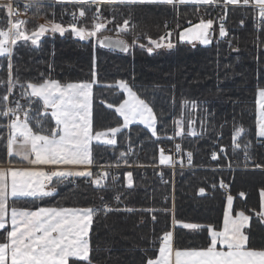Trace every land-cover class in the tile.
<instances>
[{
	"label": "trees",
	"instance_id": "1",
	"mask_svg": "<svg viewBox=\"0 0 264 264\" xmlns=\"http://www.w3.org/2000/svg\"><path fill=\"white\" fill-rule=\"evenodd\" d=\"M40 4V8H32L31 29L40 25L41 20L66 23L71 19V13L81 7L91 10L87 11L79 26L90 27L92 24L94 6L53 0H40ZM115 7L116 12L113 6L104 5L102 11L109 19L115 16L117 22L128 18L131 12L129 31L123 38L130 42L138 38L137 45H147L148 37L158 39L166 30L182 31L190 26L189 22L198 23L199 9H209L206 5L195 4ZM224 17L226 37L220 38L219 26L215 40L208 45L178 42L174 34L171 39L175 47L155 49L152 54L139 46L129 52L102 47L95 38L81 41L70 31L64 36L48 34L37 46L31 45L30 41L18 42L13 47L11 61L13 74L21 82H37L45 78L61 83L88 82L92 81L95 70L94 129L107 130L108 127L122 126L123 118L106 105L118 106L126 99V94L117 87L118 81L124 80L153 107L157 116V135L154 137L143 125L134 124L117 134L116 145H93L95 166L106 162L128 166L135 161L128 153L129 148L139 154L136 165L140 167L118 169L116 181L110 179L98 188L84 177L77 178L76 183L63 180L57 186L58 194L42 199H17L15 206L28 209L100 208L103 206L100 197H103V204L112 202L115 207L122 208L99 212L94 217L90 234L93 264H146L148 258L158 256L163 233L172 229L177 249H200L208 245L210 235L206 230L183 229L173 225V220L219 226L220 229L227 195L234 197L235 212L258 213L260 190L264 189V147L258 143L261 138L256 134V99L257 89L264 87V25L258 28V10L251 6L230 5ZM4 23L3 13H0V27ZM103 34L116 37V23H108ZM234 48L239 51H233ZM7 64L8 59L0 57V81L8 79ZM4 91L0 87V94ZM19 93L17 86L10 99L19 98ZM185 101L189 102L188 106ZM193 101L197 103L195 111L190 109ZM20 103L26 106L28 101L20 99ZM38 108L41 109L39 113ZM194 113L197 114L198 133L191 135L188 121L193 119ZM30 115L33 121L43 119L45 126H54V121L43 115L42 101L33 104ZM180 119L185 121V132L177 136L175 121ZM0 123L5 124L6 120L0 118ZM236 127L245 130L238 141L244 147L247 145L245 149L251 155L248 163L252 169L217 168L227 166V161L224 158L214 161L211 154L215 149L233 144ZM6 135L7 130L0 128V136ZM177 138L185 152L192 153L195 168L178 167L175 171L154 168L161 166V145H172ZM5 145L6 140H0V163L8 160ZM121 152L125 154L123 157ZM234 153L231 150L230 156L233 157ZM235 155L241 156L242 153ZM256 164L262 167L256 168ZM128 173L132 174V187L128 186ZM221 181L230 184L229 192L221 188ZM201 188L205 189L204 195L199 192ZM241 192L243 197L239 195ZM117 196H120L121 203L114 202ZM251 236L253 247L264 246V226L255 220L251 223Z\"/></svg>",
	"mask_w": 264,
	"mask_h": 264
},
{
	"label": "snow or ice",
	"instance_id": "2",
	"mask_svg": "<svg viewBox=\"0 0 264 264\" xmlns=\"http://www.w3.org/2000/svg\"><path fill=\"white\" fill-rule=\"evenodd\" d=\"M59 3H72L76 5L94 6L91 17V26H78L76 14L73 13V22L67 27L51 20L46 24L27 27L29 21L20 19L21 12L17 0H0V13H3L4 26L0 27V57L8 59V79L0 81V87L5 89L0 94V118L7 121L0 123V128H6V137L0 136V140H6V151L9 156H17L27 161L32 168L17 169L14 167L0 168V264H93L91 243V231L94 217L99 212H111L114 209L108 206L96 207H38L35 210L15 206L18 198L42 199L56 194L57 186L67 177H92L89 170L94 163L92 145L93 142H101L105 145H116V136L121 132V127L127 129L130 124L138 122L151 131L152 136L157 135V116L146 99L141 98L129 84L118 81L117 86L126 93L127 98L115 106L108 103V109L115 108V112L123 118L122 126L108 127L107 130H95L93 120V86L96 73L92 72V81L61 83L55 79L45 78L37 82H21L18 76L13 74V46L18 42H29L37 46L41 38L46 34L59 33L64 36L71 32L79 40L84 41L95 38L102 47L119 48L124 52L139 46L152 54L155 49H172L175 44L171 37L175 34L178 42L198 40L203 45L211 43L208 35L213 27V20L201 19L198 24L185 27L182 31H165L158 39L148 37V43L137 45V39L128 41L125 34L128 33L131 24V12L128 18L117 22L115 16L112 19L102 18L101 8L104 5H172L177 4H207L211 5L217 0H58ZM225 6H251L258 10V17L264 21V0H223ZM41 7L40 0H27L23 5L25 10L33 7ZM86 9H79V17L87 16ZM54 15V14H53ZM226 17H223L225 19ZM108 23H116V38L104 35ZM243 23V22H241ZM167 29V25H165ZM179 28V25H177ZM134 31V26H133ZM219 36L224 38L227 31L224 23L219 24ZM233 51H239L234 48ZM95 65H93L94 69ZM17 86L20 89L19 98L10 99L15 95ZM32 98H35L33 100ZM20 99H26L27 105H22ZM42 101L43 115L54 121V126H45L43 119L33 121L30 113L33 104ZM103 103V102H102ZM189 105L188 101L184 102ZM256 105L258 119L256 120L257 136L264 138V87L257 89ZM195 109L197 103L191 102ZM39 113L41 109H36ZM50 111V115H49ZM180 136L183 132L182 120H176ZM195 121H189V128ZM245 130L236 127L232 137L233 145L239 148L237 138ZM191 135H196L194 131ZM247 147V145L245 146ZM180 145H176V151L180 152ZM224 149H221L223 152ZM121 157L125 154L121 152ZM188 162L191 163L192 153L188 152ZM212 159H218L213 152ZM245 159H249L245 152ZM159 163L161 165L173 163L172 157L164 154L160 149ZM261 168V164H256ZM50 168V171L37 170ZM105 172L103 177H107ZM56 183L53 184V179ZM113 181L118 178L113 176ZM128 186L132 187V174H127ZM98 188L103 187L102 178L97 176L90 181ZM221 187H225L221 181ZM201 195L205 189L199 190ZM241 197L244 193L239 194ZM103 205V197H100ZM119 196L116 197L118 201ZM234 197L227 195V207L223 212L222 230L219 226L201 225L199 223H187L173 220V225H179L188 230H206L210 235L208 245L200 249L179 250L173 248V232L165 231L162 244L159 247V255L156 258H148L146 264H264V246L253 247L251 244V223L264 226V189L260 190V210L255 214H246L245 211L235 212L233 208ZM118 210V209H116ZM133 211L132 209H125ZM155 220V216L152 217ZM219 245V248L217 247Z\"/></svg>",
	"mask_w": 264,
	"mask_h": 264
},
{
	"label": "built area",
	"instance_id": "3",
	"mask_svg": "<svg viewBox=\"0 0 264 264\" xmlns=\"http://www.w3.org/2000/svg\"><path fill=\"white\" fill-rule=\"evenodd\" d=\"M17 3L20 5L21 12L22 13H24V12L27 13L26 15L22 14L20 19H25V18L29 17V15H30L29 9L25 10L23 8V5L26 3V1L17 0ZM224 6H225L224 3H215L214 4V9H216L219 12V16H215L214 19L212 18V16L214 15V14H212V12L206 13L205 11H201V16L204 17L202 19H208V20L211 19V20H213V27H212V29H209V32H208V35H209V37L211 39V43L210 44H212V42L215 40V38L217 36V32H218L217 28H216V26H218V25H216V24L214 25V22H215L214 20H219L220 22L222 21V18L224 17L222 15L224 13ZM101 12H102V18H107L102 10H101ZM74 13L76 14V18H77L76 22L79 25L80 21L84 20L86 17L85 18H80L79 17V10L74 12ZM72 22H73V15L71 16V21H69V23H72ZM166 23H169V22L166 21ZM263 25H264V21H261L259 19L258 20V28H262ZM6 123H7V121H6ZM237 143L240 144L239 148H235V146L232 144L231 146L230 145H224V146L220 147L219 149L213 150V152H215L217 154L218 159L219 158H224L227 161V166H224V167L217 166V168H224V169H230V170L250 169V168H252V167H250V165L248 163L250 161V158H251V155H250L249 151L246 150L245 147L242 145V143H240L238 140H237ZM258 143L261 146L264 147V138H261L258 141ZM177 144L180 145V149H181L180 152L176 151V145ZM161 148L164 150V154L165 155L172 157L173 164L170 165V166H164V165L156 166L154 168H158L160 170H163L164 168H171L174 171L178 167L186 168V169L195 168V166H193L192 158H191V163L189 164L187 153L185 152L183 144H182L181 140H179V138H177L172 145L162 144L160 149ZM221 149H224V151L221 152ZM231 150H233V152H235L233 157L230 156V151ZM213 152H212V154H213ZM237 152H241L242 155L241 156H236L235 154ZM245 152H247V155L249 157V159H247V160L245 159ZM128 153H129V155L134 156V159H135L134 163H131L128 166L112 164L110 162H106L105 164H102V165H96V166H94V170H96L97 172L92 177H87L86 181L90 183V181L92 179H96L97 176H99V177L102 178V185H105V183H107L108 180L112 179L113 176L119 178V174L117 172L118 169H120V168H136V167H140L139 165H136V160L139 158V154L135 153V149L134 148H129ZM212 154H211V158H212ZM218 159H216L214 161H218ZM105 172L108 173V176L106 178L103 177V174ZM69 182L70 183H76V178H74V177L70 178ZM223 184L225 185V187H221V188L223 190L229 192L230 191V184H228L226 182H223ZM220 186H221V184H220ZM172 198L174 200V196ZM114 202L115 203H121L122 201H121V198L117 201L116 197H115ZM105 205L110 207V208H112V209H114V210L122 209V208L115 207L112 202L104 203L103 206H105ZM123 209H125V208H123Z\"/></svg>",
	"mask_w": 264,
	"mask_h": 264
},
{
	"label": "crops",
	"instance_id": "4",
	"mask_svg": "<svg viewBox=\"0 0 264 264\" xmlns=\"http://www.w3.org/2000/svg\"><path fill=\"white\" fill-rule=\"evenodd\" d=\"M54 2H56V3H59L58 2V0H53ZM27 2V1H26ZM216 3H224L223 1H220V0H217V2ZM64 4V3H63ZM65 4H72V3H65ZM186 4H194V3H186ZM215 4V3H214ZM195 5H207V4H195ZM51 21V20H50ZM49 22V21H48ZM67 23H69V22H67ZM192 26L194 25V24H191ZM79 26V25H78ZM189 27V26H188ZM75 36V35H74ZM75 38H78V37H76L75 36ZM79 39V38H78ZM186 42V41H185ZM14 47V46H13ZM93 88H94V86H93ZM126 98H127V96H126ZM49 114H50V111H49ZM134 124H138V122H136V123H133V124H130L129 125V127L130 126H132V125H134ZM142 125V124H141ZM128 127V128H129ZM6 129V128H5ZM124 128H122L121 127V130H123ZM151 132V131H150ZM117 137V136H116ZM95 143H101V142H93V145L95 144ZM101 144H103V143H101ZM93 145H92V147H93ZM173 163H171V164H166V165H164V166H170V165H172ZM94 166L95 165H92V166H90V168H89V170L93 173V175L95 174V170H94ZM9 167H14V168H17V169H27V168H32L33 166H31L27 161H25V160H23V159H21L20 157H17V156H9L8 155V160H7V162L6 163H0V168H9ZM250 169H252V168H250ZM37 170H46V171H50L51 169L50 168H42V169H37ZM70 178H72V177H67V178H64L63 180L64 181H69V179ZM74 178H79V177H74ZM85 178V177H84ZM56 178H54L53 179V184H54V180H55ZM127 182H128V179H127ZM132 184H133V180H132ZM18 199H24V198H18ZM30 199H34V198H30ZM226 207H227V203H226ZM225 207V208H226ZM233 208H234V201H233ZM32 210H35V209H32ZM241 211V210H240ZM237 212H239V211H237ZM246 213V212H245ZM234 214H235V211H234ZM247 214V213H246ZM187 223H189V222H187ZM175 226H179V225H175ZM219 230H222V227L219 229ZM172 232H173V248L174 249H177L176 247H175V242H174V229H172L171 230ZM163 242V240L161 241V243ZM218 248H219V245L217 246ZM179 250H189V249H179ZM159 255V254H158Z\"/></svg>",
	"mask_w": 264,
	"mask_h": 264
},
{
	"label": "rangeland",
	"instance_id": "5",
	"mask_svg": "<svg viewBox=\"0 0 264 264\" xmlns=\"http://www.w3.org/2000/svg\"><path fill=\"white\" fill-rule=\"evenodd\" d=\"M199 6H204V5H199ZM206 6H208L209 7V9L207 10V11H205L204 9H199V12H198V15H199V18H200V20L202 19V18H204V17H202L201 16V11H205L206 13H210V12H212V14H214L213 16H212V18L214 19L215 18V16H219V12L216 10V9H214V4H211V5H206ZM229 6L230 5H227V6H224V13L222 14L223 16H226V14H227V11H228V8H229ZM211 7V8H210ZM213 7V8H212ZM228 7V8H227ZM101 10H102V8H101ZM31 11H32V8L31 9H29V12H30V15H29V17H27V18H25V20H27V21H30L32 18H33V16L31 15ZM73 13L74 12H72L71 13V15L70 16H72L73 15ZM31 17V18H30ZM107 17V16H106ZM108 18V17H107ZM109 19V18H108ZM204 21H207L208 19H203ZM68 21H71V19L70 20H67L66 21V23H62V22H57V23H61L62 25H64L65 27H67L70 23H67ZM215 22H214V25L216 24V25H218L219 26V24L223 21H219V20H214ZM56 22V21H55ZM46 23H48V21H45V20H41V24H46ZM171 23V22H170ZM199 23V22H198ZM198 23H195L194 25H196V24H198ZM193 25V26H194ZM30 25H29V23H28V25H27V27L29 28V29H31L30 27H29ZM225 26V25H224ZM216 28H217V26H216ZM260 29V28H259ZM171 31V30H170ZM227 31V30H226ZM49 34H51V33H49ZM46 35H48V34H46ZM45 35V36H46ZM43 38V37H42ZM41 38V39H42ZM91 39V38H90ZM87 40H89V39H87ZM172 40V39H171ZM190 44H193V45H197V44H201L198 40H196V39H193L192 40V42L190 43ZM159 49H162V48H158V50ZM118 87V86H117ZM119 89V88H118ZM120 91H122L121 89H119ZM126 94V93H125ZM22 100H24V99H22ZM113 109H115V108H113ZM190 109H191V111H195V109H193L191 106H190ZM258 119V118H257ZM180 120H182V122H183V132L181 133V135H183L184 134V132H185V121L183 120V119H180ZM191 121H195V123L194 124H192V126H191V128H189V121H188V130H189V133L191 132V131H194L195 133H198V130H197V126H196V121H197V114L196 113H194V116H193V119H191ZM139 124V123H138ZM180 129H179V127H178V131H179ZM239 139V137L237 138V140Z\"/></svg>",
	"mask_w": 264,
	"mask_h": 264
},
{
	"label": "water",
	"instance_id": "6",
	"mask_svg": "<svg viewBox=\"0 0 264 264\" xmlns=\"http://www.w3.org/2000/svg\"><path fill=\"white\" fill-rule=\"evenodd\" d=\"M116 37H113V39H115ZM110 49H114V50H117V51H122L121 49L119 48H110Z\"/></svg>",
	"mask_w": 264,
	"mask_h": 264
}]
</instances>
